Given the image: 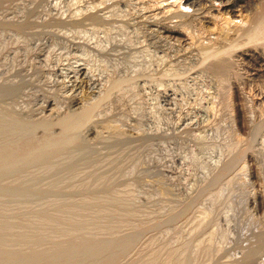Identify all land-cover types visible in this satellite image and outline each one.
<instances>
[{
  "label": "rangeland",
  "instance_id": "rangeland-1",
  "mask_svg": "<svg viewBox=\"0 0 264 264\" xmlns=\"http://www.w3.org/2000/svg\"><path fill=\"white\" fill-rule=\"evenodd\" d=\"M263 15L264 0H0V222L20 224L0 231V264H264V37L226 61L200 52ZM81 207L98 211L83 225ZM42 208L72 226L27 223Z\"/></svg>",
  "mask_w": 264,
  "mask_h": 264
},
{
  "label": "bare ground",
  "instance_id": "bare-ground-1",
  "mask_svg": "<svg viewBox=\"0 0 264 264\" xmlns=\"http://www.w3.org/2000/svg\"><path fill=\"white\" fill-rule=\"evenodd\" d=\"M262 2H263V0H262ZM170 11H171V9H170ZM169 12V11H168ZM172 12V11H171ZM242 14V13H241ZM156 15V14H155ZM244 15V14H243ZM247 16V15H246ZM241 18V20H239V23L241 22V25H240V28L239 29H242L243 31H245V39L244 40H240V39H238V40H234V41H231V43L229 44V46H228V49H225V48H216V47H213V46H209V45H211V44H209V45H207V43H205V45L204 44H202V45H204L202 48H200V52H201V54H202V58H201V61H202V63H203V61H206L210 56L212 57V56H215V58L217 59V61H226V54H228V53H231V51L233 50V49H235L236 47H238V46H242L243 44H246L248 41H255L256 39H258L259 38V40H260V38H262V37H264V15L261 17V19L258 21V22H253L252 23V21L251 20H248V18H245V17H243V16H241L240 17ZM226 20H227V22H231L230 20V18L229 17H226ZM233 22H234V20H232ZM238 22V21H237ZM227 24V23H226ZM178 25V24H177ZM188 25V24H187ZM186 25V26H187ZM170 27V26H169ZM181 27H184L185 28V25L182 23L181 24ZM183 28V29H184ZM172 29H173V27H172ZM186 29V28H185ZM224 29V28H223ZM241 30V31H242ZM240 31V30H239ZM190 36V35H189ZM188 36V37H189ZM192 36V35H191ZM262 36V37H261ZM227 37V36H226ZM218 38V37H217ZM223 39H225V38H223ZM222 39V40H223ZM228 39V38H227ZM226 39V40H227ZM228 41V40H227ZM256 42V41H255ZM252 43V42H251ZM250 43V44H251ZM213 44V43H212ZM249 44V43H248ZM254 44V43H253ZM256 45V44H255ZM240 46V47H241ZM244 46V45H243ZM252 46V45H251ZM250 47V46H249ZM252 48V47H251ZM237 49V48H236ZM244 49V48H243ZM242 49V50H243ZM245 49H247V48H245ZM249 49V48H248ZM241 50V49H240ZM251 50V49H250ZM236 51V50H235ZM235 51H233L232 52V54H234V52ZM249 51V50H248ZM248 53V52H247ZM229 55H231V54H229ZM257 55V54H256ZM232 56V55H231ZM264 56V55H263ZM228 58V57H227ZM225 59V60H224ZM208 61H209V59H208ZM205 64V63H204ZM203 64V65H204ZM206 65V68L210 65L211 66V64L210 63H206L205 64ZM79 67V66H78ZM79 69H81V70H85V67H79ZM169 69V68H168ZM177 70V68H175L174 66L168 71V72H172V71H176ZM87 72V71H86ZM176 73H178V72H176ZM175 73V74H176ZM225 75V74H224ZM225 78V77H224ZM228 78V77H227ZM227 78H225V79H227ZM125 79H127V78H123V79H121V80H119V81H116V82H112V81H115V80H111V82H110V84L106 87V89L104 90V92L97 98V99H88L87 100V98H86V100H81V106H82V111L79 113V114H77L76 116H74V117H72V118H70V119H68V120H70V122H68L67 123V120H66V127H65V130H63L64 132L67 130V129H70V128H72V129H75L77 132H80V130L83 128V127H85V126H87L88 125V123L91 121V119L93 118L92 117V115H93V113H94V111L98 108V107H100L99 105L101 104V102L103 101V100H105V98H109V94H110V92H111V90L113 89V87H114V89H115V86H117L118 84H120V83H122ZM127 81V80H126ZM228 82V81H227ZM120 85H122V84H120ZM230 87V86H229ZM113 89V90H114ZM229 89V88H228ZM112 90V91H113ZM234 90V89H233ZM234 92V91H233ZM232 90L231 91H229V96L231 97V95H232ZM245 96V95H244ZM93 97V96H92ZM228 98V97H227ZM83 101V102H82ZM100 109V108H99ZM65 121V120H64ZM236 124V123H235ZM234 126V125H233ZM234 129V128H233ZM234 131V130H233ZM236 133V132H235ZM235 133H233V134H235ZM63 137V136H62ZM79 137H81V136H79V135H74V137H71L70 139H69V141H75V140H77V139H79ZM240 138V137H239ZM239 140V139H238ZM61 141V140H60ZM59 140H56V141H54L52 144H49L48 146H45V149H48L49 147H51L52 145H57V143L58 142H60ZM56 143V144H55ZM35 145V144H34ZM10 158V156H9V153H4V154H2L1 156H0V162L1 161H4L5 159L6 160H8V159ZM10 160H11V158H10ZM23 161V160H22ZM25 161V160H24ZM20 162H21V160H20ZM10 163V162H9ZM12 163H13V165H14V161H12L10 164L12 165ZM1 164V163H0ZM10 164H6L7 166H9L10 167ZM17 164V163H16ZM12 165V166H13ZM0 166H3V164H1ZM5 166V165H4ZM6 166V167H7ZM2 169V168H1ZM245 178V177H244ZM3 192V191H2ZM3 194H4V192H3ZM1 197H2V195H1ZM21 201H23L24 202V199H21ZM21 201H19V203H23V202H21ZM27 202H29L28 200H27ZM25 203H26V199H25ZM77 203V202H76ZM75 203V204H76ZM24 204V203H23ZM70 204V203H69ZM24 205H28V203H26V204H24ZM23 206V205H22ZM68 206V207H67ZM64 207V206H63ZM62 207V208H63ZM65 209L66 210H68V211H71L70 213H73V212H75L74 210H76L77 211V209H75L74 208V206L72 205V206H69L68 204L67 205H65ZM15 209V208H14ZM42 209H44V210H40V212H38V210L35 212V211H33V212H30V213H28L27 215L29 216V214L31 215V216H29V218L27 217V219H26V221H27V223H29L28 221V219H34V220H38V222L40 221H42V222H45L44 223V225H46V223H47V225L49 226H54V228L52 227V230H51V227H47L46 229H48V233H52V234H54V233H59V232H64V231H66L67 229H69V228H67L70 224H68L67 223V225H66V228H63L64 226H65V223L66 222H64L63 221V225L62 224H60L61 222H59V220L58 219H56L55 218V215H53L52 216V214H50L51 212H55V211H51L49 208H48V210H45V208H42ZM61 209V208H60ZM59 209V210H60ZM84 209L85 210H83L82 209V207H81V210H79L80 211V213H81V211H83L81 214L82 215H79V217L81 216V223H82V225H83V222H85L84 220L86 219L87 220V218L89 219V216H91V215H95L94 213H98V211H96V209H95V211H94V209H91V210H93L94 212H92V214H91V212H90V209H88L87 207L85 208L84 207ZM89 210V212H88V210ZM53 210V209H52ZM97 210H99V212H101L100 211V209H97ZM205 210V209H204ZM202 211L201 212V215H200V219H199V223H198V226L197 227H199L200 225H202V223H203V221L205 220V219H207V217L209 216V212H208V210H205V211ZM10 211H13V210H10ZM50 211V212H49ZM57 211V210H56ZM61 211V213H62V211H64V209H61L60 210ZM73 211V212H72ZM78 212V211H77ZM32 213V214H31ZM69 213V212H68ZM91 214V215H90ZM63 217H64V215H62ZM70 217V216H69ZM3 218H6V217H3ZM58 218V217H57ZM71 218H73L74 219V217H71ZM77 218V219H76ZM23 220V222L25 221L24 220V218H22ZM75 219H76V221H78V217H75ZM75 219H74V222H76L75 221ZM80 219V218H79ZM32 220H30L31 222H34V221H32ZM65 221H66V219H64ZM6 220L4 219V221H2V222H4L3 224H4V226L2 225L1 226V223L2 222H0V231H12L13 229H15L18 225H19V227H20V224H19V222L17 223V222H15V223H17V225L16 224H14V223H6L5 222ZM20 221V220H19ZM56 221H58L59 222V225H62L63 227H60L59 225V227L57 226V224L55 223ZM72 222H73V220H71ZM79 221L77 222V223H79ZM83 221V222H82ZM21 222V221H20ZM30 222V223H31ZM57 222V223H58ZM73 222V223H74ZM86 222H88V220L86 221ZM85 222V223H86ZM49 223V224H48ZM81 223H79V225L78 224H76V223H74V224H76L77 226H80V224ZM201 223V224H200ZM52 224V225H51ZM54 224H56V225H54ZM73 224V226H75ZM101 223H99V226H98V223L97 224H95V225H97L98 227H102L101 225H100ZM105 225H106V223H104ZM46 225V226H47ZM102 225H103V223H102ZM109 225V222L107 223V226ZM72 225H70V227H71ZM97 226L96 227H94L95 229H100V231L99 232H101V229L103 228H97ZM107 226H105V228L104 229H106L107 230ZM19 227H17V228H19ZM22 227V226H21ZM92 227V228H93ZM109 227H110V225H109ZM109 227H108V229H109ZM197 227H195L194 229H196ZM50 228V229H49ZM91 228V229H92ZM24 229V228H23ZM45 229V230H46ZM103 231V230H102ZM105 231V230H104ZM38 232V231H37ZM76 233V232H75ZM12 234V233H11ZM42 234V233H41ZM29 235V234H28ZM7 236V235H6ZM56 236V235H55ZM59 236V235H58ZM62 236V235H61ZM70 236V235H69ZM19 237V236H18ZM89 237H91V236H89ZM96 238V237H95ZM85 239V238H84ZM8 240H11V239H8ZM24 240V239H23ZM28 240V239H27ZM106 240V239H105ZM60 241V240H59ZM79 241V240H78ZM25 242V241H24ZM33 242H35L34 240H33ZM126 242L127 241H125L124 243H125V245H126ZM90 243V242H89ZM201 242H199V244H200ZM9 244V243H8ZM25 244V243H24ZM27 244H29V243H27ZM76 244V243H75ZM0 245H3V242H0ZM18 245V244H17ZM53 245V244H52ZM102 245H103V243H98V244H96L94 247H90V248H86L85 249V254H84V257L82 258V262L83 263H86V262H88L89 263V258L90 257H92L91 255V253L93 252V254H96L95 253V251H97L98 253H99V249H101V247H102ZM15 246V245H14ZM22 246V245H21ZM24 246V245H23ZM59 246V245H58ZM122 246V245H121ZM121 246H120V252L121 251H123L122 249H123V247L121 248ZM123 246H124V244H123ZM126 246H128V243H127V245ZM126 246H124V248H126ZM12 247V246H11ZM11 247H8V248H11ZM16 247V246H15ZM14 247V248H15ZM76 247H78V248H76ZM83 247H86L85 246V243L84 244H80L79 246H75V248L77 249V250H79V249H82ZM117 247H118V245H117ZM261 246L259 245L258 247H256V248H258V250H259V248H260ZM13 248V249H14ZM45 248V247H44ZM75 248H68L66 251H64V256L67 258V257H69V256H71L75 251H77ZM219 248H220V246H219ZM256 248H252V250L248 253L249 255L246 257V259L247 260H249V259H251L250 257H252L253 256V254L256 252V250H255V252H254V250L253 249H256ZM5 249H6V247H5ZM57 249H58V247H57ZM51 250V249H50ZM93 250V251H92ZM118 250V249H117ZM124 250H126V249H124ZM42 251H43V249H42ZM14 252H15V250H14ZM13 252V253H14ZM21 252V251H20ZM31 252V251H30ZM46 252V251H45ZM61 252V251H60ZM39 253V252H38ZM55 253V252H54ZM83 253V252H82ZM257 253V252H256ZM15 254V253H14ZM30 254V253H29ZM91 254V255H90ZM115 254V253H114ZM114 254H112L113 256H115ZM3 255V254H2ZM1 255V256H2ZM19 255V254H18ZM45 255V254H44ZM49 255V254H48ZM57 255V254H56ZM118 255V254H117ZM172 255V256H171ZM171 255L169 254V256L168 257H165L166 259H164L163 260V262H162V264H171V263H174V261L175 260H173V258H174V254H172L171 253ZM0 256V257H1ZM4 256V255H3ZM24 256H26L25 254H24ZM97 257L98 255H94L92 258H94V257ZM110 256V255H109ZM112 256V259L111 260H113V257ZM181 258L179 257V259H181L182 260V258H183V261L182 262H184V260H185V257L182 255V253H181ZM183 256V257H182ZM111 257V256H110ZM173 257V258H172ZM177 257H175L174 259H176ZM9 259V258H8ZM7 259V260H8ZM12 259V258H11ZM38 259V258H37ZM45 259V258H44ZM43 259V260H44ZM47 259V258H46ZM107 259H109V258H107ZM107 259H104V261L106 260L107 261ZM178 259V258H177ZM178 259V261H180ZM65 260H67V259H65ZM101 260H103V259H101ZM110 260V261H111ZM151 260L153 261V257L151 258ZM155 260V259H154ZM4 260H2V262H3ZM16 261V260H15ZM98 261V260H97ZM109 261V260H108ZM107 261V262H108ZM173 261V262H172ZM32 262H35V261H32ZM71 262V261H70ZM99 262V261H98ZM98 262H97V264H98ZM101 262V261H100ZM103 262V261H102ZM150 263H151V261H149ZM148 262V263H149ZM181 262V261H180ZM5 263V262H4ZM18 263V262H17ZM25 263V262H24ZM43 263V262H42ZM45 263V262H44ZM48 263V262H47ZM149 263V264H150ZM264 263V262H263ZM9 264V263H8ZM19 264V263H18ZM53 264H55V263H53ZM100 264V263H99ZM102 264V263H101ZM104 264H107L106 262H104ZM133 264V263H132ZM151 264H153V263H151ZM161 264V263H160Z\"/></svg>",
  "mask_w": 264,
  "mask_h": 264
}]
</instances>
